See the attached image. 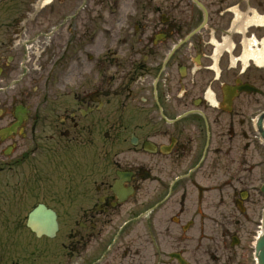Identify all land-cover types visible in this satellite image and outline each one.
Instances as JSON below:
<instances>
[{"label":"flooded vegetation","instance_id":"obj_1","mask_svg":"<svg viewBox=\"0 0 264 264\" xmlns=\"http://www.w3.org/2000/svg\"><path fill=\"white\" fill-rule=\"evenodd\" d=\"M115 5L39 41L34 104L0 27V264H262L263 46L209 3L202 28L193 0ZM40 203L54 238L28 227Z\"/></svg>","mask_w":264,"mask_h":264},{"label":"rangeland","instance_id":"obj_2","mask_svg":"<svg viewBox=\"0 0 264 264\" xmlns=\"http://www.w3.org/2000/svg\"><path fill=\"white\" fill-rule=\"evenodd\" d=\"M10 1L12 0H0V24L5 25L6 22L8 23L9 19L13 17L15 14H17L16 12H19V9H20V11L26 12L25 17L29 18V22L31 23L30 28H28L27 35H26L27 38H31V39H35L37 37L35 29H34V25H33V22L36 19L41 21L43 28H48L52 26L51 23L55 24L56 21H59L58 19H60L61 17H64V15L72 14L78 11V9L84 3V0H53L52 3L46 5L38 14H35L36 13V3L38 2V0H15L16 2L14 3ZM132 1H135V0H132ZM157 1L159 2L160 0H156V4H157ZM210 1H212V3H214V7L217 8L220 5L222 0H210ZM230 1H234V0H226L224 2L226 3ZM84 6L85 7H82L80 10L81 14L77 15V18L79 19L80 23L84 21L83 13L88 11V9L90 8H95V11L98 13H101L104 11L107 15L108 13H112L116 11L114 0L108 3L104 2V4H103V0H87L86 5L84 4ZM250 6H252V8L254 9H257L259 12L264 13V0H250ZM32 14H35V15H32ZM34 17L36 18L32 19ZM256 28L258 27L253 26L251 27V30L256 29ZM258 30H260L261 33H263L264 27H260L258 28ZM27 43L31 44V41ZM28 54H30V50L27 51V55ZM29 59L30 58H28L27 60L26 68L27 69L30 68L31 70H33L34 63L36 62V60L34 59L31 62L29 61ZM29 62H30V65H29ZM36 84L37 83H35L34 81L28 78L26 86L28 89L31 88V90H28V92L30 93L35 92ZM59 183H60V180H59ZM61 186H64V185L61 183Z\"/></svg>","mask_w":264,"mask_h":264},{"label":"bare ground","instance_id":"obj_3","mask_svg":"<svg viewBox=\"0 0 264 264\" xmlns=\"http://www.w3.org/2000/svg\"><path fill=\"white\" fill-rule=\"evenodd\" d=\"M49 0H40L38 4H43L45 2H48ZM255 23H262L264 24V17H260L258 15V13L253 10V15H247L244 17L243 19V24H245V26H249L251 24H255ZM264 43V41H263Z\"/></svg>","mask_w":264,"mask_h":264}]
</instances>
